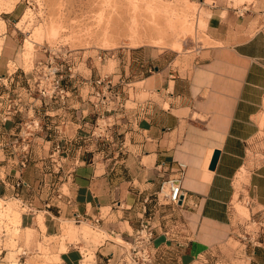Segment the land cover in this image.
Returning a JSON list of instances; mask_svg holds the SVG:
<instances>
[{"label":"crops","instance_id":"0c3cea01","mask_svg":"<svg viewBox=\"0 0 264 264\" xmlns=\"http://www.w3.org/2000/svg\"><path fill=\"white\" fill-rule=\"evenodd\" d=\"M19 3L3 11L0 21V97L8 106L17 102L9 94L20 75L18 67L9 69L17 44L8 31ZM262 3L210 6L205 43L172 60L158 53L154 62L152 55L146 73L131 76L138 80L125 83L114 71L118 85L106 91L89 88L87 72L67 73L65 100L26 93L2 123L0 138V196L28 208L22 224L36 226L39 211L44 233L52 236L61 219L80 215L104 234L95 249L98 264H130L128 247L142 220L153 230L152 264H264V231L247 249L240 242L246 225L233 209L235 178L246 165L242 195L264 221V158L251 166L247 160L255 146L264 157ZM101 116L111 119L112 133L102 132ZM58 142L62 150L56 154ZM179 163L185 164L182 186L193 198L175 206L156 193L164 180L180 174ZM6 208L19 222L14 206ZM64 233L89 234L84 225ZM65 247L50 264L94 263L93 253L82 255L80 245Z\"/></svg>","mask_w":264,"mask_h":264},{"label":"rangeland","instance_id":"374dc122","mask_svg":"<svg viewBox=\"0 0 264 264\" xmlns=\"http://www.w3.org/2000/svg\"><path fill=\"white\" fill-rule=\"evenodd\" d=\"M16 1L18 0H0V21L4 19L3 11L11 9ZM19 1L21 12L8 26V31L17 44L16 57L9 62V69L18 67L20 74L12 80L16 82V86L12 88L15 92L10 91L9 97L13 96L17 102H9L8 106L3 101L4 98L0 97V138L2 132H6L2 123L13 115V106L19 107L17 104L26 99V93L29 94L28 97L35 93L42 101L54 100L55 97L65 100L66 95L61 97L59 89L62 86L70 88L69 78L65 76L67 73L87 72L89 88L97 86L94 84L95 80L101 76H108L112 81L114 71L121 73L125 83L138 80L139 78L131 76L141 74L140 72L144 75L145 61H151L152 55L154 62L157 61L155 55L158 53L165 59L172 60L205 43V17L210 6L224 3L232 7L248 8L256 3V0ZM262 6L264 7V3ZM4 25L0 23V33L4 31ZM186 28H191V31ZM26 42H30L28 48ZM115 84L118 85V82ZM115 84L112 82V86ZM142 84L143 82L135 83L137 86ZM29 116L25 111L23 117ZM102 119L100 117V128L106 127L102 132L112 133L111 119L107 122ZM32 130L33 127H28L27 133ZM260 137H263V133H260ZM260 146H264L263 139ZM263 158L256 146L247 152L248 166L257 164ZM247 175L248 169L244 165L235 178L233 209L240 210L235 211V217L246 225L240 242H244L248 249L249 245L261 241L264 221L256 217L255 209L243 198V184ZM7 205H13L14 210L20 214L19 222L14 220L8 208L3 211V207ZM1 211L0 264H50L56 253L64 250L68 243L80 245L82 255L92 252V264H98L95 249L104 239V234L89 221L77 223L71 219H61L58 231L47 236L39 211L36 214V226L22 224V215L29 212L20 200L0 196ZM78 225H84L89 234L69 238L64 233L67 228ZM53 244L58 246L53 247Z\"/></svg>","mask_w":264,"mask_h":264},{"label":"built area","instance_id":"2783aa9c","mask_svg":"<svg viewBox=\"0 0 264 264\" xmlns=\"http://www.w3.org/2000/svg\"><path fill=\"white\" fill-rule=\"evenodd\" d=\"M95 85L101 86L102 88H110L112 86V81L108 76H101L95 80ZM69 90L68 87L62 86L59 89V93L61 97L65 96V93ZM11 113V112H9ZM103 118V116H101ZM62 150V145L60 142L54 143L53 145V152L59 154ZM180 174L178 176L169 177L164 180L156 193V197L158 198L159 195L167 201L168 204L181 206L185 200H191V194L184 189L181 183L182 179V171L185 168V164L179 163L178 165ZM19 185V183L17 184ZM182 196L181 204H177L179 197ZM195 205V203H193ZM73 222L80 223L82 221H87L83 219L80 215L74 214L71 217ZM153 238V230L151 225L147 222L142 220L135 233L134 239L130 246L128 247V259L130 264H152L150 261V251L149 247Z\"/></svg>","mask_w":264,"mask_h":264},{"label":"water","instance_id":"95a60500","mask_svg":"<svg viewBox=\"0 0 264 264\" xmlns=\"http://www.w3.org/2000/svg\"><path fill=\"white\" fill-rule=\"evenodd\" d=\"M215 152H216V151H215ZM216 154H217V152L215 153V157H214V160H213L212 165L209 167L210 169H212V167H213V165H214V162H215V159H216ZM181 202H182V196L179 197V200H178L177 204H181Z\"/></svg>","mask_w":264,"mask_h":264},{"label":"bare ground","instance_id":"6f19581e","mask_svg":"<svg viewBox=\"0 0 264 264\" xmlns=\"http://www.w3.org/2000/svg\"><path fill=\"white\" fill-rule=\"evenodd\" d=\"M138 5V4H137ZM166 10V9H165ZM141 15V14H140ZM141 18V17H140ZM161 29V28H160ZM188 31H191V28H186ZM162 31H163V29H162ZM162 41V40H161ZM184 42V41H183ZM154 43H156V42H154ZM158 43V42H157ZM159 44V43H158ZM162 44V43H161ZM161 44H160V46H161ZM165 44V43H164ZM178 45V47H179V44H177ZM173 46V45H172ZM154 47V46H153ZM159 47V46H158ZM27 48H28V46H27ZM82 264H86L85 262L84 263H82Z\"/></svg>","mask_w":264,"mask_h":264}]
</instances>
